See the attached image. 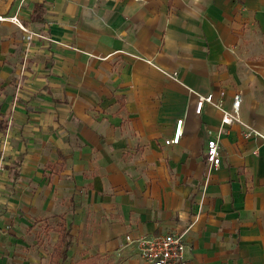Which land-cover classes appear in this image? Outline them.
Wrapping results in <instances>:
<instances>
[{"label":"crops","instance_id":"obj_1","mask_svg":"<svg viewBox=\"0 0 264 264\" xmlns=\"http://www.w3.org/2000/svg\"><path fill=\"white\" fill-rule=\"evenodd\" d=\"M9 16L33 36L0 20V264L61 217L71 263L147 264L124 235L177 232L180 264H264V0H0ZM219 91L240 94L230 125L194 113Z\"/></svg>","mask_w":264,"mask_h":264},{"label":"built area","instance_id":"obj_2","mask_svg":"<svg viewBox=\"0 0 264 264\" xmlns=\"http://www.w3.org/2000/svg\"><path fill=\"white\" fill-rule=\"evenodd\" d=\"M7 20L11 23L17 24L19 29L23 33V38L25 40H30L33 34L29 32L26 28L18 24L15 16H9L8 18H1L0 20ZM223 91H219L218 99L213 100L211 94H206L203 97H198L194 103V113L199 114L202 109L203 102L210 103L214 107L221 110L219 117L220 124L222 126L230 125L234 121L238 120V110L240 94L234 93L230 103V109H222L220 104V98L223 96ZM181 120H176V128L173 131L169 139H165L163 144L173 145L179 142V128ZM219 131L215 133H210V138L205 142V163L209 168H218V164L221 159V153L219 150ZM243 138L249 139L251 136L257 135L255 132L249 130L242 133ZM263 140L264 146V136H260ZM124 242L129 245H135L138 256L147 264H180L184 258L185 242L183 240L182 233H161L158 235H139L133 236L130 233L124 235Z\"/></svg>","mask_w":264,"mask_h":264},{"label":"rangeland","instance_id":"obj_3","mask_svg":"<svg viewBox=\"0 0 264 264\" xmlns=\"http://www.w3.org/2000/svg\"><path fill=\"white\" fill-rule=\"evenodd\" d=\"M39 222L36 225L34 224V226L27 227L26 238L22 237L24 241H20L18 238L11 244L4 243L8 247L7 251H11L12 248V252L15 251V254L10 258L9 255L11 253L6 251L1 261L6 260L11 264L16 262L25 264L26 261L34 264H51L49 257L53 246L52 243L56 237L52 230L55 222L48 219H43Z\"/></svg>","mask_w":264,"mask_h":264},{"label":"trees","instance_id":"obj_4","mask_svg":"<svg viewBox=\"0 0 264 264\" xmlns=\"http://www.w3.org/2000/svg\"><path fill=\"white\" fill-rule=\"evenodd\" d=\"M41 5L34 6V12L32 14V20L37 21L41 14ZM54 233L57 234V240L53 243L52 250L50 252L51 264H96L95 256H88L87 259H81L73 263L68 259L69 248L72 246V236L70 229L67 228L65 219L61 217L59 221L52 227Z\"/></svg>","mask_w":264,"mask_h":264}]
</instances>
